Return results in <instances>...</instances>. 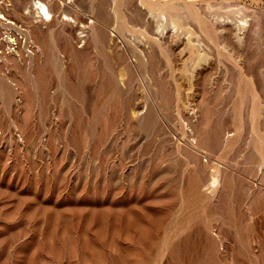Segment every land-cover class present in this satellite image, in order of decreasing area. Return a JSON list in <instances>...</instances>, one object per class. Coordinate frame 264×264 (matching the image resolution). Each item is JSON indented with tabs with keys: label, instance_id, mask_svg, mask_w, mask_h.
<instances>
[{
	"label": "rangeland",
	"instance_id": "obj_1",
	"mask_svg": "<svg viewBox=\"0 0 264 264\" xmlns=\"http://www.w3.org/2000/svg\"><path fill=\"white\" fill-rule=\"evenodd\" d=\"M0 0V264H264V0Z\"/></svg>",
	"mask_w": 264,
	"mask_h": 264
},
{
	"label": "built area",
	"instance_id": "obj_2",
	"mask_svg": "<svg viewBox=\"0 0 264 264\" xmlns=\"http://www.w3.org/2000/svg\"><path fill=\"white\" fill-rule=\"evenodd\" d=\"M15 20L11 19L7 13L0 7V27H3L5 29L15 26ZM22 40V34L16 32L13 34V36L9 37L7 40V45L4 47V49L0 50L1 54H4L5 52H11L15 48L18 47V43Z\"/></svg>",
	"mask_w": 264,
	"mask_h": 264
},
{
	"label": "bare ground",
	"instance_id": "obj_3",
	"mask_svg": "<svg viewBox=\"0 0 264 264\" xmlns=\"http://www.w3.org/2000/svg\"><path fill=\"white\" fill-rule=\"evenodd\" d=\"M36 4H37L36 7H37L38 12L45 14L47 17L51 15L50 9L48 8V5L46 2L42 0H37Z\"/></svg>",
	"mask_w": 264,
	"mask_h": 264
}]
</instances>
